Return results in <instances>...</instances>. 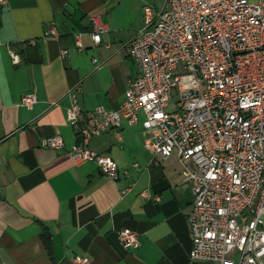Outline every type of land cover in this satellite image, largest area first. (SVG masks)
I'll use <instances>...</instances> for the list:
<instances>
[{
  "label": "crops",
  "instance_id": "obj_1",
  "mask_svg": "<svg viewBox=\"0 0 264 264\" xmlns=\"http://www.w3.org/2000/svg\"><path fill=\"white\" fill-rule=\"evenodd\" d=\"M145 5L157 11L162 0L0 2V264H74V254L88 255L91 264H194L190 184L175 153L162 158L144 144L140 121L124 120L89 141L114 158L120 174L128 170L118 182L94 161L74 164L68 153L77 142L66 118L73 98L82 121L96 105L116 108L123 99L137 72L128 43ZM51 26L57 35H45ZM96 26L103 27L98 43ZM26 92L37 96L30 107L20 104ZM55 132L62 149L40 145ZM131 181L121 195L119 187ZM124 228L138 234V246L121 244Z\"/></svg>",
  "mask_w": 264,
  "mask_h": 264
},
{
  "label": "built area",
  "instance_id": "obj_2",
  "mask_svg": "<svg viewBox=\"0 0 264 264\" xmlns=\"http://www.w3.org/2000/svg\"><path fill=\"white\" fill-rule=\"evenodd\" d=\"M143 10V23L128 43L137 72L123 99L116 108L96 105L82 121L73 98L66 118L77 142L68 153L74 164L94 161L118 182L128 170L120 174L114 158L89 141L124 120L140 121L144 144L162 158L175 153L190 184L191 261L264 264V0H162L159 10ZM102 28L92 31L96 43ZM45 35H57L55 27ZM75 44L81 46L78 35ZM8 51L18 63V53ZM36 100L26 92L20 104ZM40 145L62 149L64 142L55 132L41 137ZM132 186L121 185L120 194ZM118 237L125 248L140 244L130 229ZM71 261L91 264L88 255L74 254Z\"/></svg>",
  "mask_w": 264,
  "mask_h": 264
},
{
  "label": "trees",
  "instance_id": "obj_3",
  "mask_svg": "<svg viewBox=\"0 0 264 264\" xmlns=\"http://www.w3.org/2000/svg\"><path fill=\"white\" fill-rule=\"evenodd\" d=\"M41 238H42L44 245L47 247V249H50L51 248V236H50V232L47 229L43 228L41 232Z\"/></svg>",
  "mask_w": 264,
  "mask_h": 264
},
{
  "label": "rangeland",
  "instance_id": "obj_4",
  "mask_svg": "<svg viewBox=\"0 0 264 264\" xmlns=\"http://www.w3.org/2000/svg\"><path fill=\"white\" fill-rule=\"evenodd\" d=\"M176 99H177V95L174 94V95L172 96V99L169 101V104H170V105L173 104V102H174Z\"/></svg>",
  "mask_w": 264,
  "mask_h": 264
}]
</instances>
